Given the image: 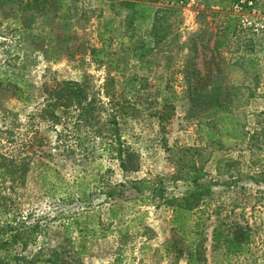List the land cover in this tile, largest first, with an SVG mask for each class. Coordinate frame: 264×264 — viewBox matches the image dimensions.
<instances>
[{
    "label": "trees",
    "instance_id": "trees-1",
    "mask_svg": "<svg viewBox=\"0 0 264 264\" xmlns=\"http://www.w3.org/2000/svg\"><path fill=\"white\" fill-rule=\"evenodd\" d=\"M99 1L114 10L113 16H104L99 9L96 17L103 18L96 24L98 44L85 51L90 65L103 71L99 83L93 75L82 73L78 79L52 76L36 85L25 76V62L0 64V264H77V255L84 252L83 246H78L67 263L69 260L56 249L43 251L38 247L32 251L38 236L45 234V225L31 210L24 212L21 204L26 202L22 197L36 156L58 155L78 164H85L90 156H105L115 161L122 176L132 174L141 168L137 153L126 140L133 123L147 117L164 131L179 101L184 107L185 126L192 125L198 135L202 133L218 144L231 139V146L240 142L247 150H264V105L257 112H249L255 114L249 125L245 117L249 102L264 97V79L256 72L253 55L256 41L240 37L245 32L239 26L240 13L230 11L234 5L240 12L250 11L258 6V0H200L207 8L217 6L224 17L219 34L208 47L213 53L202 59V68L196 58L207 46L196 43L194 32L184 41H179L176 32L180 5L185 0ZM0 5H12L14 15L29 11L19 18L21 29L15 27L16 16L10 20H14V34L22 35L46 12L47 0H0ZM259 7L264 13V0ZM10 22L0 19V28ZM38 45L45 54L57 50L50 43L40 41ZM229 47L230 57L225 61L218 52ZM223 65L238 69L240 81L235 82L230 73L224 72ZM175 75L180 77L179 90L175 88ZM12 101L33 108L20 117L19 109L10 105ZM190 150V156L199 154L197 146H190ZM172 155L169 151L171 159ZM170 163L174 164L172 180L181 179L188 187L178 195L166 193L162 176L155 174L107 184L102 201L129 191L168 207L171 234L162 245L163 251L175 259L181 256L185 264L206 263L199 219L208 208L206 217L212 218L210 253L227 260L230 255L245 252L251 226L239 221L231 210L211 203L210 185L214 182L205 178L202 165H197L194 157H179ZM256 176L249 175L254 180ZM72 185H76L74 191L49 196L59 208L68 209L89 197L81 181L75 180ZM64 221L63 229L73 225L82 235L77 217L66 215L61 225Z\"/></svg>",
    "mask_w": 264,
    "mask_h": 264
},
{
    "label": "rangeland",
    "instance_id": "rangeland-1",
    "mask_svg": "<svg viewBox=\"0 0 264 264\" xmlns=\"http://www.w3.org/2000/svg\"><path fill=\"white\" fill-rule=\"evenodd\" d=\"M259 4L261 0L250 11L240 12L234 6L230 11L240 13L239 26L245 29L240 37H251L256 41L253 52L257 60L256 72L264 79V13H261ZM106 7L109 6L99 0H47L46 12L32 23L30 29L19 35L14 34V20L12 23L10 20L16 16L18 21H15V27L21 29L19 18L29 11L21 10L14 15L12 5H0V19L10 22L0 28V64L3 61L10 64L25 62V76L36 85L52 76L78 79L82 73L93 75L96 83H99L103 71L90 65L89 55L85 51L88 46L98 44L96 24L97 20L103 18V15L96 17L99 9L104 16H113L114 10ZM219 10L217 6L207 8L200 0H185L180 5L176 23L179 41L191 37L194 32L196 43L201 41L207 46L196 58L199 68H202V59L213 53L209 52L208 47L223 26L224 17ZM67 35L63 41L62 38ZM40 41L42 44H53L57 50L48 52L49 55L43 53L39 49ZM230 50L231 47L221 48L218 56L226 61L230 57ZM56 57L59 58L54 60ZM7 68L14 69L11 66ZM222 68L224 72L230 73L235 82L240 81L241 72L238 69L233 67L231 70V65H223ZM174 78L175 88L179 90L180 77L175 75ZM13 104L15 109H19L20 117L33 108L32 105L24 108L12 101L10 105ZM182 104L179 101L175 106L164 131L147 117L138 118L133 123L126 140L137 153L141 168L132 174L122 176L115 161L105 156H90L85 164L73 163L58 155L47 158L36 156L28 176V189L22 197L26 202L21 204L24 212L26 209L31 210L34 217L45 225V234L38 236L32 251L38 247H42L43 251L56 249L69 263L74 250L83 246L84 252L77 255V264H185L181 256L175 259L163 251L162 245L171 234L168 207L158 200L138 197L129 191L113 200H102L107 184L132 176L144 178L155 174L162 176L166 193L178 195L188 187L181 179L172 180L174 164L170 162L179 157H194L197 165L204 168L205 178L214 182L210 185L213 191L211 203L231 210L239 221L248 223L252 229L247 250L224 260L219 254L209 251L212 218L211 215L210 218L206 217L210 208L205 209L199 219V232L204 237L207 257L205 264H264V150L250 151L240 142L231 146V139L220 140L221 144L205 139L202 133L198 135L195 132L192 125L187 123L185 126ZM263 105L264 97L249 102L245 108L248 125L255 117L249 112L259 111ZM42 134L47 135V132L43 131ZM192 145L197 146L198 155L190 156ZM169 151L173 154L172 159ZM231 161L232 164L226 165ZM250 174L258 175L257 179L249 177ZM75 180L85 185L83 188L89 197L74 202L68 209L67 206L59 208L49 196L62 191H74L76 185L72 184ZM66 215L81 221L79 226L82 235L73 225L63 229L66 221L63 225L61 223Z\"/></svg>",
    "mask_w": 264,
    "mask_h": 264
},
{
    "label": "built area",
    "instance_id": "built-area-1",
    "mask_svg": "<svg viewBox=\"0 0 264 264\" xmlns=\"http://www.w3.org/2000/svg\"><path fill=\"white\" fill-rule=\"evenodd\" d=\"M234 7H235L236 9H239V6H238V5H234Z\"/></svg>",
    "mask_w": 264,
    "mask_h": 264
}]
</instances>
